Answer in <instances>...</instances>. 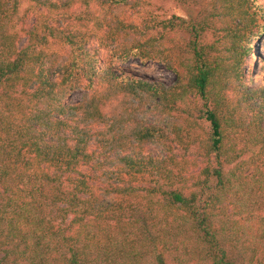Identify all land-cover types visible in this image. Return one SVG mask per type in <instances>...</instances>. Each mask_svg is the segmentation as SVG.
<instances>
[{"label": "trees", "instance_id": "obj_1", "mask_svg": "<svg viewBox=\"0 0 264 264\" xmlns=\"http://www.w3.org/2000/svg\"><path fill=\"white\" fill-rule=\"evenodd\" d=\"M262 36L261 0H0V264H264Z\"/></svg>", "mask_w": 264, "mask_h": 264}, {"label": "rangeland", "instance_id": "obj_2", "mask_svg": "<svg viewBox=\"0 0 264 264\" xmlns=\"http://www.w3.org/2000/svg\"><path fill=\"white\" fill-rule=\"evenodd\" d=\"M261 1L264 3V0ZM162 12L165 17L169 15H184L182 9L173 3H165ZM99 57L102 59L103 54H100ZM113 65L116 69L123 71L127 75L148 81H157L164 86H169L173 80V73L157 62H140L137 59H129L124 63ZM243 69L247 87H264V36L253 44L252 53L245 59ZM79 99H81V94L79 92L70 96L71 101H77ZM228 211H230V209H228ZM167 261L169 262L168 259ZM149 262L150 260L146 257L143 264H150Z\"/></svg>", "mask_w": 264, "mask_h": 264}]
</instances>
